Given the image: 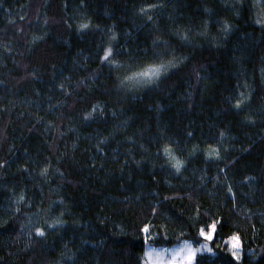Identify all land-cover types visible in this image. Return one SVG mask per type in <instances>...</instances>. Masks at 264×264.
<instances>
[{"label":"trees","instance_id":"16d2710c","mask_svg":"<svg viewBox=\"0 0 264 264\" xmlns=\"http://www.w3.org/2000/svg\"><path fill=\"white\" fill-rule=\"evenodd\" d=\"M184 242L264 264V0H0V264Z\"/></svg>","mask_w":264,"mask_h":264},{"label":"rangeland","instance_id":"374dc122","mask_svg":"<svg viewBox=\"0 0 264 264\" xmlns=\"http://www.w3.org/2000/svg\"><path fill=\"white\" fill-rule=\"evenodd\" d=\"M158 77H155L151 80L140 78L139 82H136V83H139V84L146 83V86H149L151 84L153 85L155 84V80ZM215 231H216V228L214 230L210 228L208 232L203 233V237L207 239V241H211L214 238ZM238 241H239L238 248H233L234 241L232 239L228 240L224 245L233 254L235 253L234 256L237 259H241L242 249H241V242L239 238H238ZM185 245H188L189 247H185ZM212 251H213L212 248L207 242H204L198 246L195 245V243L193 242H184L177 246L168 247V248H154L151 246L148 248V258H149V264H196V259L199 254L212 253Z\"/></svg>","mask_w":264,"mask_h":264},{"label":"snow or ice","instance_id":"6c2138e0","mask_svg":"<svg viewBox=\"0 0 264 264\" xmlns=\"http://www.w3.org/2000/svg\"><path fill=\"white\" fill-rule=\"evenodd\" d=\"M83 27H87V25H83ZM110 54H111V50L109 49V51L105 54V59H107ZM166 67L167 66L163 65V64H161L159 66H150V67L144 69L143 71H141L139 73H134L133 76L129 77L128 79L129 80H135L137 82H139L140 78L151 80V79H153L155 77H158L160 75L161 71L163 69H165ZM213 151H215V150H213ZM176 167H177V170H179V167H180L179 161H177ZM211 228H212V230H214L215 229V224L211 225ZM40 234L42 235V233H40ZM202 234H203V232H202ZM232 240L234 241L233 248H238L239 247L238 238L237 237H233ZM185 247H189V246L185 245Z\"/></svg>","mask_w":264,"mask_h":264}]
</instances>
